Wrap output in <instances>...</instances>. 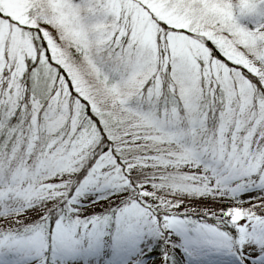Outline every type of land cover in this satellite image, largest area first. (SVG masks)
<instances>
[{"label":"snow or ice","instance_id":"6c2138e0","mask_svg":"<svg viewBox=\"0 0 264 264\" xmlns=\"http://www.w3.org/2000/svg\"><path fill=\"white\" fill-rule=\"evenodd\" d=\"M0 264H264V0H0Z\"/></svg>","mask_w":264,"mask_h":264}]
</instances>
